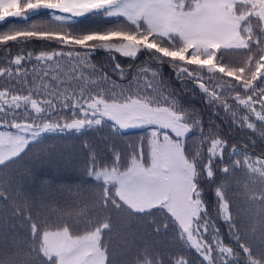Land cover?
<instances>
[{
  "label": "snow or ice",
  "instance_id": "obj_1",
  "mask_svg": "<svg viewBox=\"0 0 264 264\" xmlns=\"http://www.w3.org/2000/svg\"><path fill=\"white\" fill-rule=\"evenodd\" d=\"M45 12L49 21L30 22ZM86 16L116 22L74 30L76 18ZM9 18L24 24L0 31V128L9 129L0 131V171L27 155L42 134L105 124L115 132L150 129L126 157L113 147L108 162L85 144L88 175L99 192L96 214H76L83 226L50 223L39 212L34 217L27 201L14 209L40 264H112L110 210L132 218L160 214L159 223L148 221L152 231L172 227L177 234L178 250L159 254L145 245L134 264H193L186 249L200 264H264V153L254 158L249 143L231 144L214 126L205 134L201 114L186 108L162 78L167 65L183 92H198L217 115L222 111L230 124L264 141V0H0V23ZM34 41L49 47H22ZM13 48L19 50L13 54ZM99 51L133 62L112 65L119 82L94 62ZM233 55L240 58L232 61ZM64 111L73 118L52 119ZM200 145H208L206 151ZM237 172L251 177L243 185L246 198L259 205V219L249 224L233 214L228 195L227 178ZM204 183H217L215 212L204 199ZM257 183L259 190H250ZM22 196L0 178V201ZM0 264L17 261L0 257Z\"/></svg>",
  "mask_w": 264,
  "mask_h": 264
},
{
  "label": "trees",
  "instance_id": "obj_2",
  "mask_svg": "<svg viewBox=\"0 0 264 264\" xmlns=\"http://www.w3.org/2000/svg\"><path fill=\"white\" fill-rule=\"evenodd\" d=\"M49 20L50 17L45 12L42 15L33 17L30 22L40 23ZM115 22V19L86 16L76 18L72 28L77 31L106 28L113 26ZM13 24L22 26L24 22L17 19H8L7 23L0 24V31L7 30ZM22 47L25 50L38 52L49 47V45L45 41H34ZM51 47H55V45H51ZM18 50L13 48V54ZM239 58L237 56L236 60ZM144 59L141 56L135 63L137 65L143 64ZM229 59L236 61L234 60V55L230 56ZM93 60L97 65L105 66V70L109 71L113 79L118 82L119 77L110 71L112 65L115 62H120L127 67L129 63H133L119 55H117L116 61H112L103 51L96 52L93 55ZM26 67L31 73L34 65L28 64ZM162 78L175 88L181 103L186 108H195L201 114L205 134H207L210 126H214V130H218L231 144L249 143L248 150L254 158L264 153V141H261L251 130H242L230 124L229 120L225 119L222 111L217 115L214 110L207 107L206 102L198 92H183L180 84L172 75V70L167 65L163 67ZM0 84H4V81L0 80ZM7 86L5 84V87ZM71 118H73V114L70 111L54 113L52 116L54 121L60 122H65ZM0 129L9 130L5 128ZM149 131V128H142L135 131L115 132L105 124L99 128L94 127L82 130L79 133L64 131L42 134L39 142L30 145L27 156L24 155L15 164L0 171V178L4 182H7L9 179L12 181L13 195H15L17 189L23 193V196L18 200L9 201L8 203L0 201V257L6 259L13 257L16 259L17 264H40L32 251H24L26 246L32 243V238L23 218H16L14 215V209L23 207L25 201L32 205V215L34 217L39 212L40 216L42 218L46 217L50 223H61L63 220H69L71 223H78L80 226H83L84 221L76 215L78 212L85 211L89 215L96 214L94 203L99 192L97 188L98 182L89 178L88 157L90 153L85 151V144L97 155L98 161L108 162L112 155L113 147L126 157L129 147L136 145L141 137H147ZM251 140H255V147H252ZM196 143L198 144V141ZM52 144H62L59 153H54ZM41 146L48 148L46 155L50 158L51 162L46 163L42 160L45 152L41 150ZM200 147L206 151L208 145H200ZM28 158H34V162L30 164L23 163ZM221 179L222 177L219 171H217V183ZM217 183L203 184L204 199L213 212H215L216 206L214 190ZM69 212L72 213L71 218L64 215ZM105 214L111 215L113 222L112 232L106 235V243L109 247V256L112 264H131V261L143 250L145 245L149 246L153 253L163 254L157 243L153 244L149 242L148 244H143L142 248L133 234L131 238L127 236L126 228L129 225H132L133 228L145 222L148 223L149 217L132 218L124 213H116L111 210ZM126 218L129 219L126 220ZM221 231L224 232L225 228H221ZM166 243L178 248L181 247L177 242V234L173 228L166 237ZM191 251L193 252V250ZM30 256L32 259H29Z\"/></svg>",
  "mask_w": 264,
  "mask_h": 264
},
{
  "label": "rangeland",
  "instance_id": "obj_3",
  "mask_svg": "<svg viewBox=\"0 0 264 264\" xmlns=\"http://www.w3.org/2000/svg\"><path fill=\"white\" fill-rule=\"evenodd\" d=\"M9 19H16V18H9ZM236 57L237 56H234V60H236ZM140 129L142 128H132L123 131H135ZM0 131H6V130H0ZM11 131H15V129H12ZM52 145L54 148V153H59L62 144H52ZM41 150L45 152V155L43 156L42 160H44L46 163L51 162L50 158L46 155L48 153V148L45 146H41ZM28 154L29 153H27V155ZM32 162H34V158L25 159L23 163L30 164ZM227 179L229 183L228 195H229V199L232 201L233 214L236 215L239 219H241L245 224H249L251 222L257 221L259 217H257L255 213L259 208V205H253L247 200L246 193L243 187L245 182H250L251 177H249L247 174L243 172H237L235 175L230 176ZM259 188L260 185L258 183L254 186L250 184V190L252 191L259 190ZM128 219L129 218H126V220ZM151 219H156L157 222L159 223L162 217L160 216V214H157L156 217H149V220ZM171 231L172 228L170 227L167 233L161 231L159 234H156L152 231V228L146 222L140 226H136L132 228V225H129L126 228L127 236L131 238L133 234L142 248H143V244L145 245L148 244L149 242H152L153 244L157 243L160 251L163 254H167L171 251H176L179 249L178 247H175L172 244L166 243V237ZM256 235L257 236L259 235V230H257ZM33 247L34 245L33 243H31L30 245L26 246L24 251L31 252ZM185 254L188 255L193 260V264H200V260L197 257L196 253L194 252V250L192 252L191 250L186 249ZM26 256L28 255L26 254ZM134 260L135 258L131 261V264H134Z\"/></svg>",
  "mask_w": 264,
  "mask_h": 264
}]
</instances>
